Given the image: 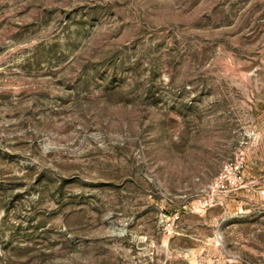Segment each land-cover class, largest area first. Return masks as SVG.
Masks as SVG:
<instances>
[{"label": "rangeland", "instance_id": "374dc122", "mask_svg": "<svg viewBox=\"0 0 264 264\" xmlns=\"http://www.w3.org/2000/svg\"><path fill=\"white\" fill-rule=\"evenodd\" d=\"M0 264H264V0H0Z\"/></svg>", "mask_w": 264, "mask_h": 264}]
</instances>
